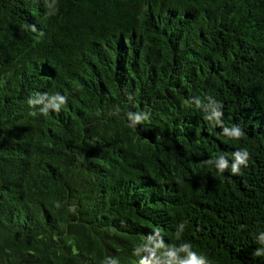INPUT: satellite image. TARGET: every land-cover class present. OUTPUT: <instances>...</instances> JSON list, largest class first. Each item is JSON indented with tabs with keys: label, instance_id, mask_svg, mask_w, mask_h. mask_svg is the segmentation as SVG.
Listing matches in <instances>:
<instances>
[{
	"label": "trees",
	"instance_id": "obj_1",
	"mask_svg": "<svg viewBox=\"0 0 264 264\" xmlns=\"http://www.w3.org/2000/svg\"><path fill=\"white\" fill-rule=\"evenodd\" d=\"M262 233L264 0H0V264H264Z\"/></svg>",
	"mask_w": 264,
	"mask_h": 264
},
{
	"label": "clouds",
	"instance_id": "obj_2",
	"mask_svg": "<svg viewBox=\"0 0 264 264\" xmlns=\"http://www.w3.org/2000/svg\"><path fill=\"white\" fill-rule=\"evenodd\" d=\"M34 30L35 29L33 28V31ZM36 95H40V94H36ZM41 99H43V97H41ZM49 99L51 101L52 109H54L56 111H58L60 109V107L67 102L66 97L61 96L59 94L52 95L49 97ZM28 104L34 105L33 100L29 99ZM47 111H48L47 106L41 110L42 113H46ZM213 115L215 117L219 118L221 116V113L220 112H214ZM128 119L131 121L132 126H134L136 124H139L143 120H147L148 116L146 114H143V113H129ZM224 134L226 136H228L230 138H234V139H239L243 136L242 130L237 126L232 127L231 131H229L228 128H225ZM234 159H235L236 163L231 165L232 172L238 173L240 171V167L242 165L243 166L247 165L248 152L246 150L237 151L234 153ZM208 163H211V161H209ZM227 167H228L227 162L221 156V158L216 163V168L220 172H223ZM258 239H259V242L264 243V233H262ZM189 247H190L189 245L185 244L183 246V248L181 249L182 251L188 252V256H187V259L179 261V264H207V261L203 256H198L196 253L189 251ZM172 255L174 256V254H172ZM254 255L255 256L264 255V249H257L254 252Z\"/></svg>",
	"mask_w": 264,
	"mask_h": 264
}]
</instances>
